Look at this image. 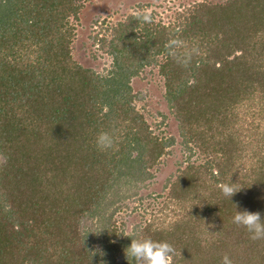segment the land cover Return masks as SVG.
<instances>
[{
	"label": "trees",
	"instance_id": "1",
	"mask_svg": "<svg viewBox=\"0 0 264 264\" xmlns=\"http://www.w3.org/2000/svg\"><path fill=\"white\" fill-rule=\"evenodd\" d=\"M86 1L0 0V264H99L86 217L119 243L106 217L119 200L106 204L107 188L126 175L145 181L171 144L130 106L128 80L151 58L204 162L170 184L171 221L131 238L168 242L172 264H221L226 254L264 264V240L233 223L235 205L264 219V0L196 3L168 24L129 15L109 41L117 82L71 57L68 18ZM101 132L113 140L107 150ZM226 183L242 188L231 200Z\"/></svg>",
	"mask_w": 264,
	"mask_h": 264
},
{
	"label": "rangeland",
	"instance_id": "2",
	"mask_svg": "<svg viewBox=\"0 0 264 264\" xmlns=\"http://www.w3.org/2000/svg\"><path fill=\"white\" fill-rule=\"evenodd\" d=\"M225 1L227 0H88L76 18H68L69 25L74 29L70 43L71 57L84 69L95 72L98 77L114 79V82H117L119 76L114 72L118 69L116 70L114 65V55L109 52V41L118 24L125 21L129 15L145 12L153 16L155 23L168 24L176 21L177 12L184 11L196 3L216 5ZM154 60H148V64L142 66V69L128 80L129 97H132L130 106L135 109L137 115L143 117L154 136L163 143L171 144L165 149L159 163L149 169V177L145 181H136L126 175L110 184V189L107 188L104 202L108 204L113 197L119 200V204L111 207L106 214L108 217L112 213V227L119 235V243L108 237L103 238L100 233L104 228L102 225L97 227L98 216L81 220L80 225L91 234L89 243L86 240V244H89L90 249H94L93 254L100 255L95 257L99 264L100 259H103L104 264H132L125 256V249L131 243L126 241V238L137 235L139 230L148 224L170 222L172 213L169 212V207H175L170 199V184L176 179L179 170L188 164L198 166L204 162V156L199 150L185 143L180 123L165 100L164 80L159 75L158 68L154 66ZM158 61L160 58L157 63ZM122 63L126 64L123 61ZM130 67L129 69L133 70L138 68L135 65ZM106 111L107 108L104 109V112ZM260 133L264 135V129H260ZM188 147L193 149L189 151ZM2 159L0 156V163Z\"/></svg>",
	"mask_w": 264,
	"mask_h": 264
},
{
	"label": "clouds",
	"instance_id": "3",
	"mask_svg": "<svg viewBox=\"0 0 264 264\" xmlns=\"http://www.w3.org/2000/svg\"><path fill=\"white\" fill-rule=\"evenodd\" d=\"M138 19L143 21L150 20L148 15L136 13ZM97 147L101 150H107L113 146V140L109 133L101 132L96 139ZM222 195L225 198L232 197L242 188L237 189L233 183L219 185ZM233 218V223L247 230L252 240H264V219L259 212H250L248 210H237ZM131 243L125 249V256L132 264H172L173 257L176 255L174 246L166 241H155L150 237L130 238ZM221 264H233V261L226 254L222 258Z\"/></svg>",
	"mask_w": 264,
	"mask_h": 264
}]
</instances>
